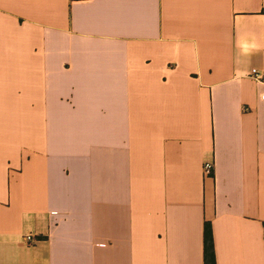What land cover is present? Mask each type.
<instances>
[{
	"label": "crops",
	"instance_id": "obj_1",
	"mask_svg": "<svg viewBox=\"0 0 264 264\" xmlns=\"http://www.w3.org/2000/svg\"><path fill=\"white\" fill-rule=\"evenodd\" d=\"M255 73L264 0H0V264H264Z\"/></svg>",
	"mask_w": 264,
	"mask_h": 264
},
{
	"label": "trees",
	"instance_id": "obj_2",
	"mask_svg": "<svg viewBox=\"0 0 264 264\" xmlns=\"http://www.w3.org/2000/svg\"><path fill=\"white\" fill-rule=\"evenodd\" d=\"M204 264H217L213 230L210 223L205 224L204 228Z\"/></svg>",
	"mask_w": 264,
	"mask_h": 264
},
{
	"label": "built area",
	"instance_id": "obj_3",
	"mask_svg": "<svg viewBox=\"0 0 264 264\" xmlns=\"http://www.w3.org/2000/svg\"><path fill=\"white\" fill-rule=\"evenodd\" d=\"M253 77L255 79H257L258 81L264 82V75H261L259 73H255V74H253ZM204 172L208 176H210L212 174V164L211 163L205 165ZM26 239H27V241L31 242L33 240V235H27Z\"/></svg>",
	"mask_w": 264,
	"mask_h": 264
}]
</instances>
